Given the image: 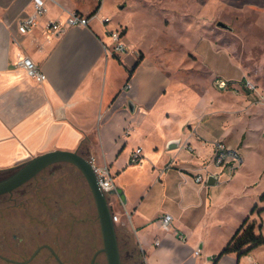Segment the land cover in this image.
<instances>
[{"label":"crops","instance_id":"crops-1","mask_svg":"<svg viewBox=\"0 0 264 264\" xmlns=\"http://www.w3.org/2000/svg\"><path fill=\"white\" fill-rule=\"evenodd\" d=\"M178 1L197 7V0ZM99 4L89 27H66L59 35L47 36V23L65 22L74 12L89 16ZM83 5L84 0L46 1L45 14L30 32L21 34L19 22L33 13V0H0V172H13L50 151L93 157L116 174L115 189H121L125 201L116 190L111 194L117 207L115 223L135 238L145 264H264V246L241 258L230 253L215 262L251 214L252 203L216 247L210 231L213 212L224 205L225 190L245 173L249 143L255 138L264 145L259 134L264 122L253 127L264 120V113L239 121L230 139L228 124L233 119L222 105L228 101L222 91L206 88L196 100L180 80L172 87L158 69L149 73L142 50H136L135 57L127 50L114 53L110 32L118 28L108 24L111 14L102 0ZM187 8L180 11L182 17H191ZM106 18L109 22L102 23ZM119 26L128 46V26L121 22ZM24 57L39 66L46 76L43 82L24 73L20 64ZM211 72L219 73L215 68ZM214 141L236 149L242 159L245 154L247 161L243 159L231 174L213 166ZM136 148L142 149V160L132 165L129 159ZM204 167L214 175L213 184L195 183L194 176L204 173ZM127 172L128 192L120 180ZM262 195L253 213L264 224ZM164 214L173 218L168 229L162 226Z\"/></svg>","mask_w":264,"mask_h":264},{"label":"rangeland","instance_id":"rangeland-1","mask_svg":"<svg viewBox=\"0 0 264 264\" xmlns=\"http://www.w3.org/2000/svg\"><path fill=\"white\" fill-rule=\"evenodd\" d=\"M93 2L94 0H84V8ZM102 2L105 11L111 14L108 24L118 29L119 22L128 26L129 45H125L128 55L138 56L135 51L142 50L147 57L149 73L158 69L166 85L170 84L172 87L177 86L179 80L182 84H187L189 87L184 84L182 86L190 94L193 93L196 100L206 88L223 92L228 101H223L222 105L228 107V117L233 119L228 124L230 139L234 138L239 121L245 118L251 121L254 119L253 115L264 113V0H210L207 3L205 0H197L196 8L194 3L178 0ZM186 6L191 17L180 15V11ZM219 22L228 26V29L219 27ZM212 68L219 73L211 72ZM222 82L225 83L223 87ZM262 122L264 120L253 124V127L258 129ZM259 134L264 139V129ZM246 137L247 132L242 140ZM249 144L248 161L246 155H243L244 161H247L244 175L225 190L222 196L224 205L213 212L210 231L214 247L240 217L245 206L252 203L250 212L259 203V196L264 194V145L255 138ZM9 174L0 173V179ZM112 174L116 177L115 172ZM42 176L46 179L38 183L40 180L37 179ZM120 180L128 192V172ZM26 185L45 186L49 190L51 187H66L70 192L80 191L71 192L73 195L70 196H74V200L81 196L85 198L83 211L80 207L74 208L71 201L67 211L79 219L88 217L89 221L78 223L73 235L70 234L69 237H80L81 241L78 240L81 244L78 248L84 246L87 264L93 253L102 249L103 241L94 199L81 172L70 163L60 162L47 168ZM244 186L246 190L241 191ZM107 197L112 212L116 211L111 195ZM258 206L262 208V204ZM259 223L258 216L253 213L249 215L245 227L253 224L256 230ZM116 231L122 264L144 263L142 255L141 259L138 258L139 248L135 238L128 237V231L124 227L116 226ZM69 243L70 247H74L75 242ZM98 260L101 264H107L103 252Z\"/></svg>","mask_w":264,"mask_h":264},{"label":"flooded vegetation","instance_id":"flooded-vegetation-1","mask_svg":"<svg viewBox=\"0 0 264 264\" xmlns=\"http://www.w3.org/2000/svg\"><path fill=\"white\" fill-rule=\"evenodd\" d=\"M45 179L42 176L37 180L40 183ZM26 183L0 195V264H85L84 246L78 248L80 237L69 236L78 223L88 222L89 218L79 219L67 211L70 201L74 208L83 211L85 198L81 196L78 201L72 197V193L80 191L71 193L66 187L49 190ZM70 241L75 242L74 247H70ZM100 250L93 253L87 264H101Z\"/></svg>","mask_w":264,"mask_h":264},{"label":"built area","instance_id":"built-area-1","mask_svg":"<svg viewBox=\"0 0 264 264\" xmlns=\"http://www.w3.org/2000/svg\"><path fill=\"white\" fill-rule=\"evenodd\" d=\"M46 1L49 0H33V13L23 18L18 25V31L21 34H26L30 32L33 27L37 24V19L43 16L46 12ZM93 16H86L79 13H70L66 18L65 22L59 20L52 21L46 25V34L48 37H54L59 35L66 27H89L90 22ZM109 19L106 18L102 23H108ZM110 37L113 42V52L114 53H124L126 52L125 44L122 41L123 30L117 29L110 32ZM21 67L24 73L31 79L35 80L38 83L43 82L46 79L45 74L41 71L39 66L29 57H24L21 61ZM222 87L225 86V83H221ZM87 160L92 165V168L96 174L98 185L101 191L106 195H111L115 192V182L114 176L110 170V166L107 164H97L93 157H88ZM142 160V149L136 148L132 151L130 155L129 162L132 165H137ZM243 159L240 153L226 145L222 141L213 142V155L210 163L221 169H229L230 174L234 172L238 167L241 166ZM171 165L168 164L167 168ZM204 173H198L194 176V181L200 185H206L208 183V177L214 175L204 167ZM172 216L170 214H164L161 218L162 226L164 229H168L172 223ZM114 221H117V217L114 216ZM179 239L183 242L186 241V238L183 234H180ZM158 244V243H157ZM200 250H196L195 254L198 255ZM252 264H259L258 262H252Z\"/></svg>","mask_w":264,"mask_h":264},{"label":"water","instance_id":"water-1","mask_svg":"<svg viewBox=\"0 0 264 264\" xmlns=\"http://www.w3.org/2000/svg\"><path fill=\"white\" fill-rule=\"evenodd\" d=\"M218 26L228 29V26L221 22L218 23ZM60 162L74 165L83 175L93 196L98 214L103 241V247L100 252L105 253L107 264H122L116 223L108 197L101 191L92 165L85 157L78 153L58 150L43 153L32 158L7 177L0 179V195L23 185L48 166ZM214 180L213 176H209L208 184H213ZM116 193L120 195L121 200L124 202L125 197L121 189H116Z\"/></svg>","mask_w":264,"mask_h":264},{"label":"trees","instance_id":"trees-1","mask_svg":"<svg viewBox=\"0 0 264 264\" xmlns=\"http://www.w3.org/2000/svg\"><path fill=\"white\" fill-rule=\"evenodd\" d=\"M100 3V0H99ZM100 7V4L90 13V17L96 14ZM134 69L129 71V77L132 75ZM5 173V172H0ZM261 200H264V195H262ZM257 209V206H254L251 214ZM262 210H259L258 214H260ZM249 216H247L242 223L239 225L233 236L227 242V244L222 248L220 253L217 255L215 262H217L222 256L230 253L237 254L238 258L249 254L252 250L264 246V232H262V228H264V224H262V220L255 230L253 224L245 227ZM118 235V234H117ZM138 258L141 259V253L138 251ZM141 264H144L143 262Z\"/></svg>","mask_w":264,"mask_h":264},{"label":"bare ground","instance_id":"bare-ground-1","mask_svg":"<svg viewBox=\"0 0 264 264\" xmlns=\"http://www.w3.org/2000/svg\"><path fill=\"white\" fill-rule=\"evenodd\" d=\"M105 254V253H104Z\"/></svg>","mask_w":264,"mask_h":264}]
</instances>
